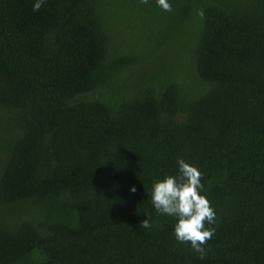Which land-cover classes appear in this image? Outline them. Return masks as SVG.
Returning <instances> with one entry per match:
<instances>
[{"label": "trees", "instance_id": "16d2710c", "mask_svg": "<svg viewBox=\"0 0 264 264\" xmlns=\"http://www.w3.org/2000/svg\"><path fill=\"white\" fill-rule=\"evenodd\" d=\"M34 2L0 0V264H264V0ZM180 158L203 259L147 192Z\"/></svg>", "mask_w": 264, "mask_h": 264}, {"label": "clouds", "instance_id": "9594fccd", "mask_svg": "<svg viewBox=\"0 0 264 264\" xmlns=\"http://www.w3.org/2000/svg\"><path fill=\"white\" fill-rule=\"evenodd\" d=\"M147 4L148 0H140ZM45 0H35L33 11H39ZM158 6L165 11H171L168 0H157ZM202 173L184 159H178V175L165 174L162 178L153 181L150 191L151 203L155 210L167 216L175 217V239L181 243H190L192 249L204 258V247L215 229L205 227V224H214L216 213L208 199L200 190ZM132 192L136 189L133 186ZM146 215V214H145ZM140 228H150V221L146 218L141 221Z\"/></svg>", "mask_w": 264, "mask_h": 264}]
</instances>
